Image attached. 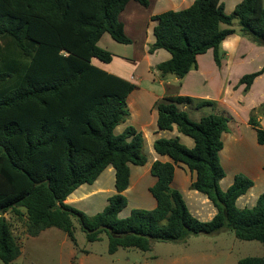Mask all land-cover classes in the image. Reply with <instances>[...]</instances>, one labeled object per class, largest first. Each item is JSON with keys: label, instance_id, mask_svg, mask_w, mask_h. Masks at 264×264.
<instances>
[{"label": "trees", "instance_id": "obj_1", "mask_svg": "<svg viewBox=\"0 0 264 264\" xmlns=\"http://www.w3.org/2000/svg\"><path fill=\"white\" fill-rule=\"evenodd\" d=\"M131 0H0V264H13L22 254L4 215L27 216V231L39 236L49 228L64 231L75 242V217L90 242L107 234L109 252L119 248L151 250L152 241H179L193 234L231 230L238 239L264 245V193L251 208L238 199L254 186L245 175L223 191L225 170L220 161L222 136L229 120L220 115L190 118L181 106L199 108L215 102L191 97H167L155 108L160 130L175 127L194 140L192 148L178 137L161 138L154 150L170 161H155L151 172L157 182L150 189L157 205L152 210L128 206L124 192L130 186L131 165L144 166L145 139L127 121L129 95L136 85L95 66L93 59L110 63L113 54L99 46L104 34L121 44L131 40L119 15ZM148 6V0H134ZM251 40L264 46L263 0H242L232 14L221 0H195L188 8L152 17L155 43L149 53L166 50L171 58L157 65L161 76L185 77L198 67L197 57L213 50L221 65L220 46L235 33L233 21ZM227 28H222V25ZM264 67L245 75L248 91ZM264 105L250 115L258 142L264 129L258 121ZM196 174L191 189L205 195L217 209L209 221L194 216L182 196L172 188L177 166ZM115 169L116 193L104 209L88 215L67 204L72 193L93 184L109 167ZM240 264H264L263 257H247Z\"/></svg>", "mask_w": 264, "mask_h": 264}, {"label": "crops", "instance_id": "obj_2", "mask_svg": "<svg viewBox=\"0 0 264 264\" xmlns=\"http://www.w3.org/2000/svg\"><path fill=\"white\" fill-rule=\"evenodd\" d=\"M149 5L143 6L131 0L119 15L124 24V32L131 40L130 44L114 43L105 40L104 34L99 46L113 54L110 63L93 59V64L106 72L125 79L136 85L127 99L130 116L116 129L121 134L132 126L141 132L145 139L144 151L148 161L144 166L131 165V180L129 188L124 192L134 209L152 210L157 202L150 189L157 182L151 168L155 161L168 162V157L158 155L154 150V142L158 139L178 137L187 147L194 146V140L182 135L175 127L173 130H160L157 125L158 113L156 104L167 97H191L201 101L215 102L213 106L197 107L195 105L181 106L190 118L199 121L203 116L216 114L229 120L230 131L222 136L223 149L220 151V161L225 170V177L220 187L226 191L237 175H245L254 181V186L241 196L237 205L253 206L255 200L264 193V145L258 142L257 130L250 124L251 112L264 105V73L257 77L250 89L241 84V79L260 71L264 67V46L259 45L240 30L239 21H233L235 33L227 36L221 43V65L209 50L197 57L198 67L191 70L185 77L174 75L161 76L156 68L167 61L171 55L163 49L149 53V46L155 43L153 34L156 25L153 16L168 11H178L191 6L195 0H148ZM225 12L232 14L242 0H221ZM264 3V0H263ZM222 28H227L222 25ZM193 117V118H192ZM258 121L264 129V116ZM196 174L186 166L176 167L172 188L178 190L190 212L202 221L211 220L217 213L213 203L202 193L191 189ZM115 169L109 166L93 184H84L77 188L66 201L74 207L89 209L86 202L96 199L102 203V210L108 204V198L116 193ZM111 185V186H110ZM259 185V186H258ZM259 188L255 200L246 201L251 193ZM134 195L132 203L131 197ZM257 201V200H256ZM242 202V204H240ZM246 203V204H245ZM98 204V203H96Z\"/></svg>", "mask_w": 264, "mask_h": 264}, {"label": "rangeland", "instance_id": "obj_3", "mask_svg": "<svg viewBox=\"0 0 264 264\" xmlns=\"http://www.w3.org/2000/svg\"><path fill=\"white\" fill-rule=\"evenodd\" d=\"M235 20L238 22V19ZM107 41L118 43L109 34H106L101 45ZM6 45L5 41L0 40V46ZM256 189L250 192L251 197H247L245 202L255 200L259 194V188ZM96 199L101 198H92L86 202L89 209L75 208L90 216L95 215L102 211V203L96 202ZM133 199L134 195L131 200L135 203ZM253 206L238 205L240 208ZM133 209L129 204L121 216H128ZM22 211L23 216H17L12 211L4 215L22 250L21 256L13 264H240L244 258L264 256V245L261 242L238 239L231 230L215 234H193L179 241H152L151 250L146 252L137 248H119L111 254L108 235H101V240L96 242L88 241L75 217L72 218L75 242L58 228H49L39 236L31 237L27 231L26 213Z\"/></svg>", "mask_w": 264, "mask_h": 264}]
</instances>
